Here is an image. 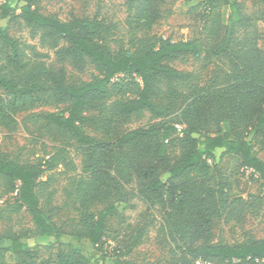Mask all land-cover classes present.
<instances>
[{
	"label": "trees",
	"instance_id": "trees-1",
	"mask_svg": "<svg viewBox=\"0 0 264 264\" xmlns=\"http://www.w3.org/2000/svg\"><path fill=\"white\" fill-rule=\"evenodd\" d=\"M159 1L128 0L133 9L132 42L116 49L108 43V26L98 16L61 20L39 11L32 0L0 2V19L22 20L30 37L52 50L57 62H68L79 71L91 65L96 72L88 80L68 84L62 68L55 71L47 64L46 53L11 36L0 24V126L15 129L19 113L54 99L64 105L63 111H31L26 119L34 124L44 122L83 150L80 174L70 178L64 190L78 205L79 226L72 231L74 241L68 242L67 254L58 264H106L107 217L127 207L128 185L134 186V195L147 210L160 213V230L185 264L264 261V236L236 243L212 239L214 221L233 219L236 205L257 210L262 205L259 195L229 197L216 178L214 163L217 150L220 156H235L264 184V158L252 144L260 140L264 147V49L258 46V40H264V26L262 36L256 27L257 20L264 25V13L248 16L242 0H202L197 36L171 40L147 33L159 18ZM188 55L214 60L224 70L225 80L217 87L193 90L179 107L182 124L177 130L176 124L164 121L172 109L158 100L157 82L163 79L169 86L188 82L190 73L168 64ZM89 109H98L99 114L87 116ZM146 113L159 121L118 130ZM86 123L107 139L86 133ZM175 132L179 136L172 138ZM172 146L178 147L177 155L169 153ZM64 163L59 149L36 164L0 155V193L14 197L6 210H0V219L24 209L38 236L58 242L56 191L50 186L52 175L44 173ZM99 204L102 207L95 208ZM145 229H137L121 255L141 243ZM1 239L0 251L17 255L12 264H48L36 262L27 240L16 232L9 230ZM82 239L89 241L97 259L86 254ZM115 264L132 263L117 260Z\"/></svg>",
	"mask_w": 264,
	"mask_h": 264
},
{
	"label": "rangeland",
	"instance_id": "rangeland-1",
	"mask_svg": "<svg viewBox=\"0 0 264 264\" xmlns=\"http://www.w3.org/2000/svg\"><path fill=\"white\" fill-rule=\"evenodd\" d=\"M3 0H0L2 2ZM202 0H160L159 18L147 31L162 38L171 40L188 39L197 36L201 25L199 13L201 12ZM33 4L44 14L56 16L61 20L72 17L92 18L98 16L107 24V41L114 49L131 45V14L133 9L128 0H32ZM243 11L251 17H257L264 13V3L261 0H242ZM226 13L228 10L226 9ZM0 24L6 26L11 36L21 41L35 44L40 52L46 53L47 64L55 71L61 68L65 74L68 84H76L80 80H88L95 72L91 65H86L82 71L72 67L68 62L59 63L55 60L52 50L38 43L37 38L30 37L29 30L22 20L17 18L0 19ZM257 29L262 36L263 21L257 20ZM141 35V32H138ZM258 46L264 49L262 37L258 40ZM168 64L188 72L191 78L188 82H176L169 86L163 79L157 82L158 100L170 105L172 112L164 121L169 124L182 122L179 119V107L184 100L196 88H212L223 84L225 80L224 70L214 60L202 55L184 56L171 60ZM64 110V105L51 99L47 104L37 106L28 112L19 113L16 118L18 126L9 129L0 126V155L22 164H36L41 159L55 153L58 149L65 156L66 163L59 164L52 171L44 174L52 175L50 186L55 189L53 203L58 206L54 222L57 226L59 241L53 237L42 238L34 231V226L29 214L23 209L17 214H11L10 218L0 219V237L7 231L16 232L25 238L29 248L36 260L45 261L48 264H58L60 257L67 254L68 242L74 241L71 233L79 226L80 214L78 205L73 197H68L65 188H69V180L80 174L83 156L82 148L72 139L59 135L52 127H46L44 122L34 124L26 115L29 112H54ZM98 109H89L87 116H97ZM159 119H151L146 113L140 120H131L122 124L118 130H128L139 126H147L157 123ZM181 123V124H180ZM86 133L96 138H106L101 130L91 123L84 125ZM179 136L173 133L172 138ZM107 139V138H106ZM250 139V138H249ZM254 151L258 156L264 158V147L260 140H252ZM171 155L178 154L176 146L169 148ZM215 175L226 187L229 197L247 199L250 195L262 197L260 209L254 207L246 208L241 205L235 206L233 219L225 221L215 220L212 226L213 241L225 243H236L250 237L253 239L264 236V184L250 169L240 165L237 157L232 155L220 156V151H215ZM45 179V177H44ZM129 195L128 205L124 210H117L107 217L106 232L103 238L107 254L104 256L106 264H115L123 261L132 264H185L175 245H173L166 234L160 230L161 216L156 209L147 210L145 205L134 195L133 185L125 187ZM1 191V187H0ZM14 201L13 194L3 195L0 193V210H6V204ZM99 204L95 208L100 209ZM94 209V208H92ZM145 226V234L140 244L135 246L130 253L121 255L131 242V236L138 228ZM86 246V254L97 259L98 253L94 252L88 240L80 241ZM3 240H0V246ZM0 261L3 263H15L17 255L10 251H0ZM93 261V260H92ZM189 264H199L196 261ZM257 264H264L260 261Z\"/></svg>",
	"mask_w": 264,
	"mask_h": 264
},
{
	"label": "built area",
	"instance_id": "built-area-1",
	"mask_svg": "<svg viewBox=\"0 0 264 264\" xmlns=\"http://www.w3.org/2000/svg\"><path fill=\"white\" fill-rule=\"evenodd\" d=\"M177 130H180L181 126H179L178 124L175 125ZM197 263L199 264H214L211 261H206V260H196Z\"/></svg>",
	"mask_w": 264,
	"mask_h": 264
}]
</instances>
